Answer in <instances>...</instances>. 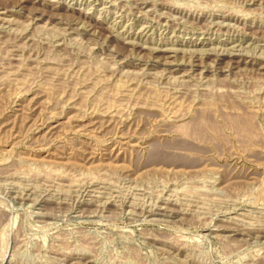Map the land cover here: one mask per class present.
I'll return each mask as SVG.
<instances>
[{
    "label": "rangeland",
    "instance_id": "obj_1",
    "mask_svg": "<svg viewBox=\"0 0 264 264\" xmlns=\"http://www.w3.org/2000/svg\"><path fill=\"white\" fill-rule=\"evenodd\" d=\"M0 264H264V0H0Z\"/></svg>",
    "mask_w": 264,
    "mask_h": 264
},
{
    "label": "bare ground",
    "instance_id": "obj_2",
    "mask_svg": "<svg viewBox=\"0 0 264 264\" xmlns=\"http://www.w3.org/2000/svg\"><path fill=\"white\" fill-rule=\"evenodd\" d=\"M202 121H203V120H202ZM241 122H242V121H241ZM203 123H204V122H202V124H201V123L199 122L198 124L204 125ZM194 124H195V123H194ZM195 125H197V124H195ZM201 125H198V126L201 127ZM207 125H208V124H207ZM209 125H210V124H209ZM215 125H216V124H215ZM247 125H248V124H247ZM245 126H246V125H245ZM207 127L209 128V126H207ZM213 127H214V125H213ZM196 128H198V127H196ZM204 128H205V127H203V129H204ZM215 128H216V127H215ZM245 128H246V127H245ZM183 129H184V128H183ZM201 129H202V128H201ZM203 129H202V130H203ZM209 129H210V128H209ZM246 129H247V128H246ZM194 130H195V131H194ZM194 130H192V129L189 130V131H188V134H190V135H191V134H195V133L197 132V130H196V129H194ZM199 130H200V129H199ZM199 130H198V132H199ZM202 130H200V132H202ZM204 130L206 131L207 129H204ZM204 130H203V132H204ZM211 130H212V129H211ZM193 131H194V132H193ZM206 133H208V132H206ZM203 135H204V134H203ZM203 135H202V133H201L202 138L207 137V136L203 137ZM209 135H210V134H209ZM209 135H208V136H209ZM202 138H201V139H202Z\"/></svg>",
    "mask_w": 264,
    "mask_h": 264
}]
</instances>
